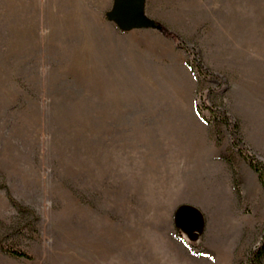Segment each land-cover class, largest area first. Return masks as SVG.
I'll return each instance as SVG.
<instances>
[{"label": "rangeland", "instance_id": "obj_1", "mask_svg": "<svg viewBox=\"0 0 264 264\" xmlns=\"http://www.w3.org/2000/svg\"><path fill=\"white\" fill-rule=\"evenodd\" d=\"M113 6L0 0V264H248L264 0Z\"/></svg>", "mask_w": 264, "mask_h": 264}, {"label": "water", "instance_id": "obj_2", "mask_svg": "<svg viewBox=\"0 0 264 264\" xmlns=\"http://www.w3.org/2000/svg\"><path fill=\"white\" fill-rule=\"evenodd\" d=\"M109 18L122 29L156 26L155 21L144 13V0H114Z\"/></svg>", "mask_w": 264, "mask_h": 264}, {"label": "trees", "instance_id": "obj_3", "mask_svg": "<svg viewBox=\"0 0 264 264\" xmlns=\"http://www.w3.org/2000/svg\"><path fill=\"white\" fill-rule=\"evenodd\" d=\"M239 153L243 156L245 161L250 165V167L257 173L258 178L264 188V160L257 158L255 153H246L242 149H238ZM12 253L17 256L29 257V255L20 250H12ZM264 226H263V238L260 245L256 250L249 253L248 264H264Z\"/></svg>", "mask_w": 264, "mask_h": 264}, {"label": "crops", "instance_id": "obj_4", "mask_svg": "<svg viewBox=\"0 0 264 264\" xmlns=\"http://www.w3.org/2000/svg\"><path fill=\"white\" fill-rule=\"evenodd\" d=\"M245 177L244 186L246 187L248 200L253 204V200L259 199L261 201L260 203L264 205V188L258 178L257 173L253 169L251 171L247 170Z\"/></svg>", "mask_w": 264, "mask_h": 264}]
</instances>
